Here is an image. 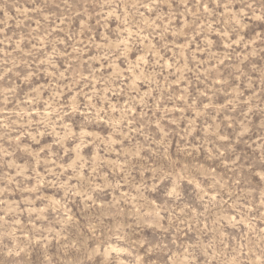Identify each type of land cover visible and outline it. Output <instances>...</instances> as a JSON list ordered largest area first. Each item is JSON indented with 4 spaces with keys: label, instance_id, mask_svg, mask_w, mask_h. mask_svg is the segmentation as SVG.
Here are the masks:
<instances>
[{
    "label": "rangeland",
    "instance_id": "1",
    "mask_svg": "<svg viewBox=\"0 0 264 264\" xmlns=\"http://www.w3.org/2000/svg\"><path fill=\"white\" fill-rule=\"evenodd\" d=\"M0 264H264V0H0Z\"/></svg>",
    "mask_w": 264,
    "mask_h": 264
}]
</instances>
